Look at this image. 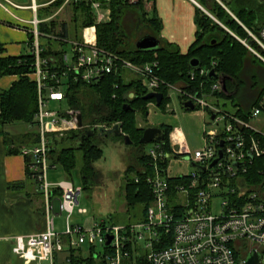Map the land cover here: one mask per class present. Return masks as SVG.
<instances>
[{
    "label": "built area",
    "instance_id": "2783aa9c",
    "mask_svg": "<svg viewBox=\"0 0 264 264\" xmlns=\"http://www.w3.org/2000/svg\"><path fill=\"white\" fill-rule=\"evenodd\" d=\"M59 0H30L19 3L15 0H0V7L7 11L30 10L32 18L18 15L16 24L20 27L30 26L33 38L30 43L31 52L35 54V78L38 91L37 132L39 141L35 145L24 148V155H32L28 167L36 178L44 194L47 226L45 231L27 236L13 237V253L18 255L25 264H58L59 260L69 262L68 255L72 250L85 245L97 249L104 248L106 264H242L248 254L255 250L264 262V185L261 189H252L244 180V173L255 157L264 156V145L261 140L247 133L258 132L250 122L223 111L221 107L206 98L204 93H190L181 87L166 84L169 91L177 90L184 101L193 100L196 107L213 111V122L218 125L224 122V131L204 130L202 145L194 151L190 149L181 129H173L169 136V148L160 142L149 144L147 154L152 157L151 165L154 174L148 175L146 181L151 187L153 203L147 208L146 220L131 224L92 223L90 226L72 224L70 218L79 204L82 187H76L70 180L51 183L48 172L57 165L50 160L53 143L52 135L63 136L67 131L78 129L77 114L70 109L63 113L60 108H52L53 102L65 99L62 81L72 74L73 80L87 83L97 81L103 75L125 69L143 78L149 92L158 91L161 84L156 68L158 63L143 65L122 59L119 55L100 48L94 41L93 30L88 28L83 39L52 36L40 31L43 22L50 21L64 11L72 3H85L95 13L97 21H107L111 17L112 0H63L51 16H40L41 9H47ZM130 4H138L140 0H124ZM150 0H144L149 2ZM193 1L215 21L222 24L197 0ZM229 12L221 0H217ZM264 2V0H258ZM146 3V5H147ZM231 15L247 31L246 39L240 38L235 32L226 28L233 36L243 43L252 55L264 63V23L256 31L243 25L238 18ZM67 43L73 52L69 61L67 51L64 54V68L61 76L51 73L46 68L48 63L41 57V52L50 37ZM30 42V41H29ZM210 69L199 68V75L209 74ZM195 76V71L191 73ZM55 78L53 84L48 78ZM217 80V79H216ZM223 84L215 81L211 84L210 93L221 92ZM264 111V100L260 106L252 110L251 117H258ZM69 114V116H68ZM223 141V145L221 142ZM222 149L223 157L211 168L213 160ZM185 156L198 170L171 175L170 163ZM168 159L166 174L160 169L159 160ZM235 162L240 163L235 165ZM205 170H202V168ZM186 177V182L176 187L181 207L172 209L169 206V177ZM136 182L139 178L136 177ZM62 191L59 200L60 214L67 213L64 231H58L55 221V201L52 190ZM220 197L219 212H213V201ZM78 212L84 214L85 208ZM108 235H112L107 245ZM144 242L141 244L140 242ZM141 245V247H140ZM143 249V250H142Z\"/></svg>",
    "mask_w": 264,
    "mask_h": 264
},
{
    "label": "trees",
    "instance_id": "16d2710c",
    "mask_svg": "<svg viewBox=\"0 0 264 264\" xmlns=\"http://www.w3.org/2000/svg\"><path fill=\"white\" fill-rule=\"evenodd\" d=\"M152 1V15L146 8L144 0L138 4H130L124 0H112V13L107 21L98 22L95 13L90 6L85 3H72L67 5L62 13L56 15L50 21L40 24L41 32L52 36L67 37L81 40L85 30L89 27L93 30L95 43L104 50H109L136 64L153 63L156 61L158 66L156 73L161 81L159 92L164 94L161 104L158 106L166 111L170 101L169 88L166 84L181 87L182 90L192 93H204L207 97L220 96L231 99L234 112H229L236 117L246 121H251L252 110L260 106L264 100V64L249 49L233 36L226 28L235 32L240 38L248 37L247 31L231 15L235 14L238 20L256 31L264 23V2L258 0H221L230 12L217 0L210 6L213 11H209L221 23L215 21L211 16L196 7L194 22L196 25V36L187 52H182L178 43L172 42L161 36L163 21L158 15L155 3ZM201 5L208 0H197ZM63 0L52 3L47 8L48 14L52 15L60 6ZM209 4V3H208ZM210 5V4H209ZM203 6V5H202ZM67 8L72 10L71 25L63 19V13ZM41 13L40 16H45ZM131 19L134 25L129 28L125 23L126 19ZM127 22V21H126ZM226 26V28H224ZM144 35H153L160 39V45L155 49L140 50L136 47L138 39ZM49 38L48 44L42 48L41 57L47 60L46 68L51 73L61 76L64 68V54L67 43ZM30 34V43L32 41ZM0 47V75H16L18 77L12 86L4 90L0 95V135L4 136L5 146L9 154L22 152L24 148L31 147L38 143L39 133L37 132L39 91L38 85L33 77L35 71V54L32 52L20 56H2ZM197 58L200 61V68L215 69L217 73L227 77L226 90L210 93L211 84L216 79L209 75H199V69L191 66V60ZM195 71V76L191 73ZM130 71L119 69L100 77L97 81L87 83L73 80L72 74L63 79L62 84L65 99L61 102L68 104L74 114H81L83 128L67 131L63 136L52 135L53 143L50 150L52 164H60L69 177L72 171L79 166L78 154L81 155L80 171L84 188H89L91 180L98 175L95 163L103 158V149L99 146L98 140L107 136L96 132L92 136L85 134L87 127L97 129L98 126L111 127L116 123L122 124L124 134L129 135L134 144L140 145L139 140L143 135L146 124L139 127L137 115L143 116L149 112L150 104H156L155 98H145L149 93L142 77ZM48 83L53 84L55 78H48ZM182 103L184 99L179 96ZM218 105V104H217ZM199 107H196L198 109ZM191 111L190 109H186ZM62 111V110H61ZM65 113L64 111H62ZM69 116V114H68ZM18 123H27L31 130L22 134H12L10 127ZM166 133L164 148H169V136L173 127L161 124ZM247 133L261 140L264 145V135L258 132L248 131ZM143 145V144H141ZM150 155L143 151L138 156L141 168L129 165L126 172L135 170V176L128 180L124 187L125 199L130 206L140 204L147 208L153 203V194L150 185L146 181L148 175L154 174V167L151 165ZM27 162L32 160V155H26ZM29 164V163H28ZM168 159H160L159 165L163 174H166ZM29 176H32L29 170ZM246 184L252 189H261L264 185V156L255 157L244 173ZM136 177L139 181L136 182ZM39 189V181L34 178ZM70 180V179H69ZM71 181V180H70ZM170 193L169 206L172 209L181 207L178 201L176 187L185 183L186 177H169ZM24 182H16L11 187L21 188ZM41 193L44 197L43 191ZM62 191L55 188L52 190L54 201L61 197ZM65 264H106L104 256L99 254L94 248L85 249L84 247L72 250Z\"/></svg>",
    "mask_w": 264,
    "mask_h": 264
},
{
    "label": "rangeland",
    "instance_id": "374dc122",
    "mask_svg": "<svg viewBox=\"0 0 264 264\" xmlns=\"http://www.w3.org/2000/svg\"><path fill=\"white\" fill-rule=\"evenodd\" d=\"M24 3H29L30 0H21ZM43 1V0H39ZM47 1V0H46ZM170 0L171 5L165 7L164 11L167 15L170 16L168 23L163 22V28L161 31V36L168 40H173V35L179 34L186 39L193 41L196 36V29H194L193 24V13L196 11L197 5L192 4L190 0ZM209 4L205 2L202 3L210 12L211 5L214 3L213 0H208ZM190 5V6H189ZM188 6L190 8H188ZM146 8L150 10L149 14L152 15V1H149L146 5ZM159 6L156 4V9L159 15ZM200 8V7H199ZM174 9V10H173ZM201 9V8H200ZM202 10V9H201ZM204 11V10H203ZM40 13L48 14L47 9H41ZM44 14V15H45ZM180 19L188 26H183L180 31L174 32V25L177 16H180ZM160 16V15H159ZM168 16V17H169ZM63 19L68 21L73 25L72 21V10L67 8L66 13H63ZM187 17L190 19H187ZM172 20V22H171ZM127 21V22H126ZM125 23L129 28H131L134 23L131 19H126ZM223 24V23H222ZM89 28L88 26L85 29ZM133 28V27H132ZM86 31V30H85ZM181 37V38H182ZM83 39V36L82 38ZM65 50L69 55V61L72 59L73 52L69 45L66 46ZM71 63V62H70ZM264 64V63H263ZM132 74V75H130ZM130 76H133V73H129ZM215 81H219L218 79ZM220 82V81H219ZM170 101L167 105L166 111H163L156 104L149 106V112L147 115L143 116L141 113L137 115L138 124L141 123L143 126L146 124L153 125L159 124V122H173L180 126L187 138V142L191 150L201 146L200 133L201 124L205 121L206 130L213 131L217 130L219 132L224 131V122L215 125L211 115L208 110H202L200 108L196 110L187 111L183 107L181 100L179 98L177 90L169 91ZM213 103L218 104L221 109L224 111L234 112L235 107L232 104L231 99L223 97H207ZM156 105V107H155ZM52 108H60L62 111L68 110V104L66 102H53L51 104ZM155 108V109H154ZM204 114H203V113ZM250 124L252 127L258 131L264 130V111L258 116L251 118ZM20 127L12 126L13 132L18 133L26 132L31 130V126L27 123H20ZM21 128V129H20ZM99 146L103 149L104 155L103 158L98 160L95 163V167L98 170V175L95 179L91 180L89 183V188H84V183L82 181V175L80 171L81 165V155L78 154L79 166L72 171V177L66 173L64 168L57 164L55 168H51L48 174V180H55L54 182H59L63 180H71L76 187H82V192L79 195V204L75 208L74 213L72 214L70 221L72 224H82L90 226L92 223H106V224H131L139 221L146 220L147 210L144 208L143 204H137L130 206L124 195V187L128 180H131L135 176V170L132 172H126V169L129 165H134L137 169L141 168L138 156H141L143 151H147L149 144L137 145V144H126L123 136H104L98 140ZM178 160H173L170 163L169 171L170 174H182L184 172H193L198 170L197 167L192 166L188 161L189 159L185 156L177 157ZM221 198L217 197L213 201V212L218 214L219 212V203ZM54 208L56 212L59 211V200L55 201ZM79 208L87 209V212L80 214L78 212ZM67 213H62L59 215L55 214V221L58 231H64L66 223ZM143 244L144 242H140ZM141 247V245H140ZM85 249H88V245L84 246ZM104 248L102 246H97L96 251L103 253ZM143 250V249H142ZM19 264L23 262L19 261ZM58 264H65L62 260L58 261Z\"/></svg>",
    "mask_w": 264,
    "mask_h": 264
},
{
    "label": "crops",
    "instance_id": "0c3cea01",
    "mask_svg": "<svg viewBox=\"0 0 264 264\" xmlns=\"http://www.w3.org/2000/svg\"><path fill=\"white\" fill-rule=\"evenodd\" d=\"M15 1L24 3L21 0ZM182 1L185 2L184 0ZM153 2L155 6L156 4L159 6L160 18L166 25L171 18L169 16L170 14L168 15L169 17L165 16L167 14L164 9L166 6L169 7V5H171L170 0H153ZM192 4L196 5L193 1ZM189 6L188 8H190ZM195 12L196 11H194L192 15L193 24L196 28L194 22ZM18 15L32 18L30 10L7 11L0 7V47H2V56H20L31 52L29 42L31 27L28 26L23 28L18 26L16 24V17ZM180 17L181 14L177 16L175 20L174 32L180 31L183 26H188ZM189 18L187 17V19ZM173 36V40L170 41L178 43L184 53L188 51L195 40L191 41L190 39L182 37V35L179 36V34L178 36ZM44 42L47 43L48 41L44 40ZM17 79L18 77L16 75H0V95L4 90L9 89ZM151 105L154 104L152 103ZM156 108H158V106ZM19 124L20 123L15 124L14 126L20 127ZM161 124H167V126L171 125L174 129H181L183 132L182 128L173 122L165 121L154 125L159 126ZM139 127H143V125L139 123ZM205 128L206 124L204 121L201 124V129H199V142H201V145ZM10 131L15 135L24 133L20 132L21 130L15 133L12 128ZM183 135L187 140L184 132ZM28 163L26 155L22 152L9 154L5 146L4 136L0 135V264H19V261L23 262L18 255L13 253L14 236H27L40 233L45 231L47 226L44 197L34 178L29 176ZM54 181L55 180H51L50 182L56 183ZM16 182H24V186L21 188L15 187L14 189V187H11V184ZM55 213L56 215L60 214L59 212L57 213L56 210ZM23 264L25 263L23 262Z\"/></svg>",
    "mask_w": 264,
    "mask_h": 264
},
{
    "label": "water",
    "instance_id": "95a60500",
    "mask_svg": "<svg viewBox=\"0 0 264 264\" xmlns=\"http://www.w3.org/2000/svg\"><path fill=\"white\" fill-rule=\"evenodd\" d=\"M159 45H160V39L153 35H144L143 37L138 39L136 42V47L140 50L155 49V48H158ZM191 66L196 69H199L200 68L199 59L193 58L191 60ZM209 71H210L208 74L209 77L218 79L221 82V84H223L222 87H223V90L225 91L226 90L225 81L227 77L225 75L217 73L215 69H211ZM145 98H152V99L155 98L156 105L159 106L164 98V94L162 92L152 90V92H149ZM182 104H183V107L186 109L195 110L196 108V105L193 100H186ZM209 113L211 115V118L214 119L215 113H213V111H210ZM76 119H77V126L79 128H83L84 124H83L82 115L78 114L76 116ZM123 131L124 130H122V124L116 123L111 127H106L103 125L98 126L96 130L94 128L87 127L84 132L87 136H92L96 132H98V134H103L107 136H111V135L123 136L126 144H132L133 140L129 137V135L124 134ZM164 141H165L164 130L161 126H156V125L154 126L148 125L147 127H145L143 131V135L141 139L139 140L140 144H147V143H152V142L164 143ZM221 145H223V141L221 142ZM222 157H223V151L222 149H220L218 152V157L213 160L212 164H210L211 168ZM239 164L240 163L235 162V165H239ZM192 166L196 167L197 165L193 163ZM202 170H205V168L203 167ZM112 238H113L112 235H108V240L106 242L107 245L111 242ZM242 264H264V262L261 261L260 254L257 251L252 250L248 254L247 258L243 261Z\"/></svg>",
    "mask_w": 264,
    "mask_h": 264
},
{
    "label": "flooded vegetation",
    "instance_id": "af4514ba",
    "mask_svg": "<svg viewBox=\"0 0 264 264\" xmlns=\"http://www.w3.org/2000/svg\"><path fill=\"white\" fill-rule=\"evenodd\" d=\"M164 130V129H163ZM164 136L166 137V133H165V130H164Z\"/></svg>",
    "mask_w": 264,
    "mask_h": 264
}]
</instances>
